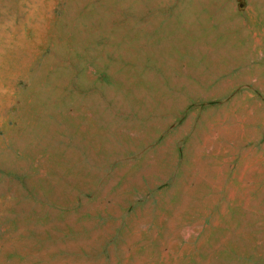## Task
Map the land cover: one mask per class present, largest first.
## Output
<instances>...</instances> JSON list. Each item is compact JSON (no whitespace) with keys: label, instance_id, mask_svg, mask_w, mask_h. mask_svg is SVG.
Listing matches in <instances>:
<instances>
[{"label":"rangeland","instance_id":"1","mask_svg":"<svg viewBox=\"0 0 264 264\" xmlns=\"http://www.w3.org/2000/svg\"><path fill=\"white\" fill-rule=\"evenodd\" d=\"M0 264H264V0H0Z\"/></svg>","mask_w":264,"mask_h":264}]
</instances>
